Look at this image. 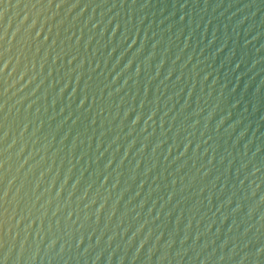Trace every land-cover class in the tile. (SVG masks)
Segmentation results:
<instances>
[{
	"label": "water",
	"instance_id": "water-1",
	"mask_svg": "<svg viewBox=\"0 0 264 264\" xmlns=\"http://www.w3.org/2000/svg\"><path fill=\"white\" fill-rule=\"evenodd\" d=\"M0 264H264V0H0Z\"/></svg>",
	"mask_w": 264,
	"mask_h": 264
}]
</instances>
